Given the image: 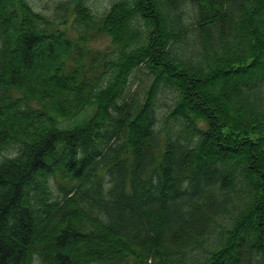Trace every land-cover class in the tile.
<instances>
[{
	"label": "trees",
	"instance_id": "1",
	"mask_svg": "<svg viewBox=\"0 0 264 264\" xmlns=\"http://www.w3.org/2000/svg\"><path fill=\"white\" fill-rule=\"evenodd\" d=\"M57 9L0 0V264H264V0Z\"/></svg>",
	"mask_w": 264,
	"mask_h": 264
},
{
	"label": "rangeland",
	"instance_id": "2",
	"mask_svg": "<svg viewBox=\"0 0 264 264\" xmlns=\"http://www.w3.org/2000/svg\"><path fill=\"white\" fill-rule=\"evenodd\" d=\"M31 3L33 4V6L35 7V9L45 13L46 15H53L54 17L60 15L63 13V9H57L59 3L62 0H30ZM116 1V0H88V3L90 4V6L92 7L93 11L98 14L101 15L103 14L110 6L111 4ZM68 22L67 24L63 25V27H66L69 32L71 33V35H75L74 31L70 28L71 24L73 23V15L70 14V12H68ZM85 45H87L88 47L93 48L94 50H106V49H112L114 44L111 41V38L108 35H102L101 37H97L93 40H89L87 42H85ZM184 44L183 41L181 40V42H175L172 45V49H174V51H177V53L181 56L182 53L183 55L184 53ZM144 68L139 67L138 69H136L134 71V75L133 78L134 83L130 89V94H133L137 91L138 87L139 89L142 86V79L145 76L144 72H143ZM163 94V93H162ZM162 94L160 95V97L162 96ZM170 98H172L171 96L168 97L166 95H164L163 97H161L160 103L162 106V109H159L161 111H166L165 109V102H169ZM159 103V102H158ZM14 148H11L10 150H6L5 153L7 154H12L15 150H12Z\"/></svg>",
	"mask_w": 264,
	"mask_h": 264
}]
</instances>
